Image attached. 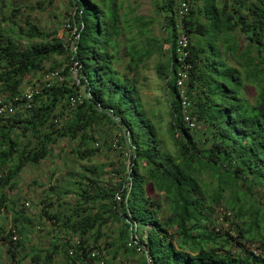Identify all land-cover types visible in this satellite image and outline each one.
<instances>
[{"label":"trees","instance_id":"trees-1","mask_svg":"<svg viewBox=\"0 0 264 264\" xmlns=\"http://www.w3.org/2000/svg\"><path fill=\"white\" fill-rule=\"evenodd\" d=\"M53 1L38 0V8ZM70 1L66 39L35 19L17 18L14 8L0 14V94L15 108L0 114V213L11 212L14 223L9 230L0 224V264L6 256L15 264L28 258L32 264H56L57 258L118 264L129 257L144 264L143 253L128 246L134 221L151 226L147 246L156 264H264V0H192L183 19L191 38L187 93L204 127L200 139L184 119L176 84L174 0H156L162 40L151 34L155 18L131 8L122 12L119 0ZM124 36L127 73L116 68ZM156 54L166 58L156 66L169 97L165 129L144 107L134 77ZM57 56L64 62L47 68ZM61 67L65 80L48 86L46 75ZM29 86L37 88L31 100L24 95ZM248 87L255 89L253 99ZM80 88L82 102L72 104ZM112 127L119 135L111 145L128 153L130 168L84 163L108 144ZM63 138L77 143L73 153L83 164L48 188L36 219L11 193L22 171L49 157ZM127 189V203H119L116 194L125 196ZM153 190L164 196V210ZM217 206H224L232 228H218ZM39 218L50 221L52 238L29 246L27 228Z\"/></svg>","mask_w":264,"mask_h":264},{"label":"rangeland","instance_id":"rangeland-1","mask_svg":"<svg viewBox=\"0 0 264 264\" xmlns=\"http://www.w3.org/2000/svg\"><path fill=\"white\" fill-rule=\"evenodd\" d=\"M124 4L122 7V12L128 10V8L135 9L136 13L142 14L148 17L155 18V23L151 26V34L156 36L157 39L162 40L166 33L164 28V20L162 15L158 12L156 7V0H119ZM6 2V1H5ZM9 6L0 1V14L9 16L11 15V9H15L16 17L23 18H32L35 19V22L39 24L43 29L48 31H57L58 36L67 38V32L69 31V26L66 25L68 21V12L71 11V1L70 0H54L53 3L46 2L45 8H38V0H7ZM124 45L120 47L119 59L116 61V68L122 73H127L126 66L130 61V55L126 54V50L129 48L130 42L128 41L127 36L122 37ZM166 58L160 54L154 55L149 61L145 63L143 67H139L136 71L134 77L138 82V86L141 91L142 100L144 107L148 113L153 117L155 114L158 118L157 120L164 126V129L168 126L170 122V115L168 109V94L165 81L158 76L156 66L159 62L164 61ZM64 62L62 56H57L52 59L51 62L47 63V68L52 64ZM66 65V64H65ZM69 65V64H67ZM63 71V67L59 68ZM40 74L36 75V80L41 79ZM66 77H63L65 80ZM62 80V81H63ZM254 88L248 87L246 89L247 97L253 99ZM204 127L198 125L196 130H193L197 134V138H202V130ZM112 134L109 137L108 144L103 145V140L94 143V146L100 147L101 149L96 153V155L88 161H83L84 163H106L108 164L105 170L110 171L114 168H121L123 164L131 163L129 160L128 153H121L120 147H113L111 145L113 137L119 135L118 129L112 127L108 129ZM201 135V136H200ZM200 136V137H199ZM167 139V134L164 135ZM77 143L70 141L68 138H63L58 145L55 146L52 154L44 159L40 164L28 165L20 174L18 178V183L15 191L11 193V198L17 200V207L23 208V203L26 208V212L32 217H39L40 211V202L41 199L46 195L48 188L51 185H56L62 183L67 178V172L70 170H77L80 168V165L83 164L78 157L73 153V149ZM169 148L172 149L171 145ZM109 164H113L111 166ZM110 175H106V179H109ZM154 195L162 202V209L164 210L166 205V200L163 195L155 194ZM259 194L254 195V199H259ZM70 197H66V200H69ZM262 200V199H260ZM26 202L30 203V206H26ZM226 209L224 206H217L216 214L214 218L217 221L218 228L225 230L233 227L232 218L226 220L224 214ZM230 215L229 213L227 214ZM230 217V216H229ZM36 220L35 227L27 228L30 236L29 246H44L48 245L50 242L53 229L50 221L48 222L45 218H39ZM0 224L4 225L6 229L13 227L14 223L12 221L11 212H8L6 209H3L0 213ZM141 228H144L143 225H140ZM112 228L115 225L111 226ZM20 238V235L17 236ZM15 239V238H14ZM103 246V245H102ZM257 248L256 245L252 246ZM260 251V249H256ZM264 252V250H261ZM3 255L4 252H3ZM2 264H15L14 261L6 257H2ZM21 264H32L30 258L24 260ZM56 264H62L61 259L57 258Z\"/></svg>","mask_w":264,"mask_h":264},{"label":"built area","instance_id":"built-area-1","mask_svg":"<svg viewBox=\"0 0 264 264\" xmlns=\"http://www.w3.org/2000/svg\"><path fill=\"white\" fill-rule=\"evenodd\" d=\"M175 2V13L177 16V27L179 29V35L176 39V61H177V68H176V84L179 91V97L181 99V104L183 108V114L184 119L187 123V125L192 129L196 130L198 128L199 122L197 121L196 117L192 114L191 111V102L187 93V83L189 80V72L191 68V64L188 60L189 54H190V46H191V38L188 33L184 30L183 25V19L190 13V9L192 6V0H174ZM76 29H74L75 31ZM78 62H74L72 66V73L74 78L76 79L77 84L80 83L78 79ZM60 81L63 82V76L61 75L60 70H55L50 72L46 75L45 81L48 82V86L51 84V81ZM63 80V81H62ZM36 87L29 86L26 91L24 92L25 97L27 100H31L35 91ZM80 94L78 97L74 98L72 100V104L75 103H81L82 102V95H85V90L83 88H80ZM15 108L13 105L5 103L4 97L0 94V114L6 113V112H14ZM130 160V159H129ZM131 163L127 164V168H130ZM132 185L131 182H128L127 186L130 188ZM130 189H127V195L125 196L118 192L116 194V200L119 203H127L128 196ZM26 206H30L29 202L25 203ZM130 214V213H129ZM151 228L150 225L144 226V228H141V226L138 224L137 221H134L131 224V236L130 240L128 242L129 247H137V249L143 253L145 258L144 264H156L152 256L150 255L148 251L147 246V232ZM16 238V237H14ZM74 242L76 245L80 244V239L78 237H75ZM98 252L94 251L92 253V256H97ZM141 255V254H140ZM139 255V256H140ZM100 264H103V261L100 262ZM118 264H140L138 257H129L127 259H124L120 261Z\"/></svg>","mask_w":264,"mask_h":264}]
</instances>
